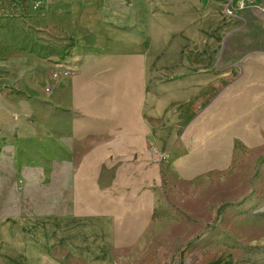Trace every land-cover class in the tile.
Here are the masks:
<instances>
[{
  "label": "crops",
  "instance_id": "crops-1",
  "mask_svg": "<svg viewBox=\"0 0 264 264\" xmlns=\"http://www.w3.org/2000/svg\"><path fill=\"white\" fill-rule=\"evenodd\" d=\"M258 5L248 12L264 17ZM224 6L0 0V22L31 20L75 42L63 62L34 61L32 96L23 77L26 54L0 55V264H55L58 252L82 264H113L122 230L132 235L151 225L164 196L162 165L171 188L193 186L194 212L202 214L204 183L232 165L235 144L264 148V41L250 51L253 42L243 38L235 60L234 24L242 21L227 17ZM58 62L73 73L46 94ZM19 175L25 183L48 179L52 199H66L65 210L11 213L8 184Z\"/></svg>",
  "mask_w": 264,
  "mask_h": 264
},
{
  "label": "rangeland",
  "instance_id": "rangeland-1",
  "mask_svg": "<svg viewBox=\"0 0 264 264\" xmlns=\"http://www.w3.org/2000/svg\"><path fill=\"white\" fill-rule=\"evenodd\" d=\"M240 1L234 0L232 14H225L233 18L239 16L242 21L234 24V28H238L234 30L235 37L232 41L235 60L239 54L243 55V38L253 42L247 48L250 51L258 50L264 41V17H258L259 14L253 16L248 12L256 2L259 4L256 9L264 14V0H248L242 5ZM37 27L31 20L0 22V55L8 50L26 54L25 63L30 69L27 70L25 66L24 72L27 73L23 77L27 84L25 90L31 96L34 61H46L50 58L52 61L63 62L65 56L61 55L68 45L59 31L44 32ZM243 35L245 36L242 37ZM55 65L52 64L51 69ZM70 71L69 75L59 76L57 80L71 76L73 72ZM18 72L21 74V70ZM48 85L46 83L44 86V92ZM30 148L33 149V146ZM260 157H264V148H246L236 143L232 165L224 171L210 173L207 183H204L202 195L206 199L207 207L201 208L204 211L202 214L194 212L197 207L191 199L193 186L186 185L185 189L175 190L171 188L173 179H167V174L162 170L166 167L162 165L160 170L163 184L159 191H163L164 196L155 203L151 225L144 232L132 230V235L130 230H122L123 245L111 250L113 264H178V249L185 242L200 235L206 225L211 224L215 209L223 203L233 206L225 211L213 230L204 234L196 245L187 250L183 264H264V162L257 164ZM44 169L48 171L49 168ZM8 185L10 189L5 204L11 213L16 214L23 210L29 212L27 215L43 214L42 216L48 217L51 210L52 213L65 210L66 199H52L48 179L38 183L36 177L34 179L30 176L25 183L19 175L14 183ZM158 188L159 186L152 189L156 191ZM114 189L118 195L122 194L120 182ZM64 192L65 185L63 195ZM123 203L127 206L130 204L129 200H123ZM53 204L58 206L53 208ZM122 218L124 222L130 221L129 215ZM125 226L128 229L129 224ZM57 255L58 259L53 258L55 264H82L63 257V253L58 252ZM200 256L202 260L199 263Z\"/></svg>",
  "mask_w": 264,
  "mask_h": 264
},
{
  "label": "trees",
  "instance_id": "trees-1",
  "mask_svg": "<svg viewBox=\"0 0 264 264\" xmlns=\"http://www.w3.org/2000/svg\"><path fill=\"white\" fill-rule=\"evenodd\" d=\"M67 42H68V45L65 47L64 49V52L63 54L61 55L62 57L64 56H67L69 51L71 50L72 47H74L75 45V42L73 39H67ZM264 162V157H260L258 160H257V164H262ZM231 206H233L232 204L230 203H223L221 205H219L216 209H215V212H214V216H213V219H212V222L210 225H206L203 229V232L196 236L195 238L185 242L177 251V255H178V259H179V262L178 264H183V257H184V254L187 252V250H189L190 248H192L194 245H196L201 237L206 234V233H209L211 230L214 229V227L217 226V224L219 223V221L222 219L225 211L230 208Z\"/></svg>",
  "mask_w": 264,
  "mask_h": 264
},
{
  "label": "built area",
  "instance_id": "built-area-1",
  "mask_svg": "<svg viewBox=\"0 0 264 264\" xmlns=\"http://www.w3.org/2000/svg\"><path fill=\"white\" fill-rule=\"evenodd\" d=\"M248 0H241L240 3L241 5ZM225 6H224V14L226 15H231L232 13V5L234 3V0H224ZM70 69H68L64 64L62 63H56L54 68H52L49 72L48 78H49V85L45 88V92H50L52 83H54L59 76H66L70 74ZM152 155L155 157L156 162H160L163 157H161L158 152L153 148L151 150Z\"/></svg>",
  "mask_w": 264,
  "mask_h": 264
}]
</instances>
